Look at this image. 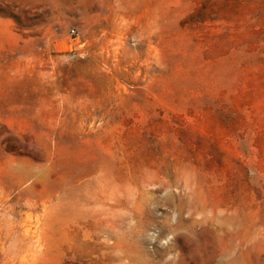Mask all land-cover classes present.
<instances>
[{
	"label": "rangeland",
	"instance_id": "rangeland-1",
	"mask_svg": "<svg viewBox=\"0 0 264 264\" xmlns=\"http://www.w3.org/2000/svg\"><path fill=\"white\" fill-rule=\"evenodd\" d=\"M0 264H264V0H0Z\"/></svg>",
	"mask_w": 264,
	"mask_h": 264
},
{
	"label": "bare ground",
	"instance_id": "bare-ground-1",
	"mask_svg": "<svg viewBox=\"0 0 264 264\" xmlns=\"http://www.w3.org/2000/svg\"><path fill=\"white\" fill-rule=\"evenodd\" d=\"M88 195H89V194L87 193L85 196H83V198L85 199V200H84L85 204L81 202V198H78V199H77V202H76V207H77L78 211H80V212H86V213H87V214H86L87 217H88L91 213H95V214L97 213L92 207H89L90 200H87ZM146 212H148L149 215L151 214V212H150L149 210H146ZM90 216H91V215H90ZM118 216H119V215H118Z\"/></svg>",
	"mask_w": 264,
	"mask_h": 264
},
{
	"label": "built area",
	"instance_id": "built-area-1",
	"mask_svg": "<svg viewBox=\"0 0 264 264\" xmlns=\"http://www.w3.org/2000/svg\"><path fill=\"white\" fill-rule=\"evenodd\" d=\"M75 32V31H74Z\"/></svg>",
	"mask_w": 264,
	"mask_h": 264
}]
</instances>
